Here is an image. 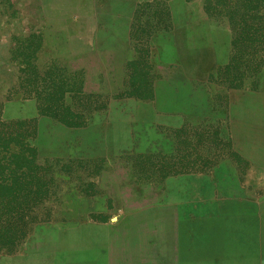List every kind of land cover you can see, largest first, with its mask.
<instances>
[{
	"label": "rangeland",
	"instance_id": "1",
	"mask_svg": "<svg viewBox=\"0 0 264 264\" xmlns=\"http://www.w3.org/2000/svg\"><path fill=\"white\" fill-rule=\"evenodd\" d=\"M57 1L63 16L47 19L58 30L50 39L32 9L36 0H0V119L29 122L23 132L34 136L29 148L36 155L30 169L40 189H49L38 220L15 252L0 251V264H151L149 257L124 258L130 252L119 229L126 214L149 205L152 186L225 164L242 176L252 167L227 123L146 132L135 126L136 107L151 104L166 76L163 61L177 68L191 58L182 37L173 36L176 0ZM180 1L198 5L205 29L223 31L230 43V64L216 69L212 90H250L255 98L241 105L264 108V43L224 17L206 15L204 0ZM195 42L191 52L202 44ZM9 102L24 113L31 102L37 111L86 119L70 128L41 116L47 124L40 130L37 119L7 118ZM17 131L10 129L13 137Z\"/></svg>",
	"mask_w": 264,
	"mask_h": 264
},
{
	"label": "crops",
	"instance_id": "2",
	"mask_svg": "<svg viewBox=\"0 0 264 264\" xmlns=\"http://www.w3.org/2000/svg\"><path fill=\"white\" fill-rule=\"evenodd\" d=\"M36 1L38 5L32 9L44 20L46 37L58 34L47 19L62 17L63 13H57L62 4L57 0ZM170 7L175 23L173 36L182 37L191 58L177 68H171L169 59L163 61L167 73L156 82L153 101L149 106L136 107L137 130L224 122L237 152L252 168L242 176L225 164L207 175L170 177L152 186L149 205L126 214L125 223L120 225L121 240L130 252L123 256L149 257L151 264H264V108L247 106L245 110L241 105L243 99L255 98L250 90H212L216 69L230 59L226 34L205 29L198 5L192 9L176 0ZM106 15L114 17V13ZM201 27L205 29L202 35ZM195 41L202 44L191 52ZM10 103L6 106L7 118L37 119L40 130L47 124L34 103H26L31 109L28 113ZM134 200L139 202L138 197Z\"/></svg>",
	"mask_w": 264,
	"mask_h": 264
},
{
	"label": "trees",
	"instance_id": "3",
	"mask_svg": "<svg viewBox=\"0 0 264 264\" xmlns=\"http://www.w3.org/2000/svg\"><path fill=\"white\" fill-rule=\"evenodd\" d=\"M203 10L208 16L226 18L230 26L249 30L253 42L264 43V0H204ZM38 114L70 128L82 127L86 119L80 113L68 115L71 120L41 110ZM27 123L0 119V251L8 254L16 251L30 227L38 220L37 208L49 195V189H40L42 181L30 169L36 155L29 148V141L34 136L23 132ZM13 126L18 129L14 137L10 132ZM11 145L17 149L13 153L10 152Z\"/></svg>",
	"mask_w": 264,
	"mask_h": 264
}]
</instances>
